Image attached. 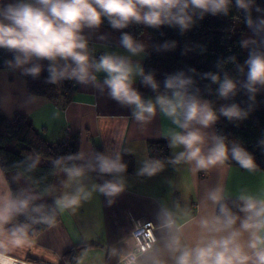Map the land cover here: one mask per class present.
Here are the masks:
<instances>
[{"label":"clouds","instance_id":"9594fccd","mask_svg":"<svg viewBox=\"0 0 264 264\" xmlns=\"http://www.w3.org/2000/svg\"><path fill=\"white\" fill-rule=\"evenodd\" d=\"M233 0H10L0 2V48L12 51L15 67H23L27 75L38 77L42 71L40 63L49 61V83L74 80L82 85H91L103 93L107 89L109 98L122 106L132 108V116L138 122H149L157 112L175 125L169 130V145L180 148L170 160L172 164L190 163L193 170H206L223 164L231 155L241 168L253 171L256 163L253 155L238 144L229 146L226 138L209 134L220 116L230 121L245 119L248 115L237 103L214 109L211 102L203 99L194 80L179 72L166 76L161 84L154 73H146L143 66L132 57L144 52V44L127 32H123L120 45L128 55L106 52L98 59L90 49L85 30L98 29L105 20L113 29H125L131 24H143L150 28L163 25L179 27L186 31L194 18L203 19L206 14L227 15ZM235 6L246 13L245 23L252 30V37L242 41L248 49V58L243 65H237L245 79L239 83L249 97L255 101L256 94L264 88V7L256 0H235ZM260 13L253 18L252 12ZM168 47L167 44L164 45ZM230 60L235 62V57ZM194 71V70H193ZM103 73L101 83L97 74ZM205 76L219 87L216 90L221 99L236 95L238 82L224 74ZM137 78L156 93L154 98L145 99L134 87ZM210 142V145H209ZM264 145V141L260 142ZM74 159V157H69ZM38 161V158H37ZM59 163V161H58ZM35 167V163L30 166ZM163 168L160 160H145L138 175L154 176ZM86 170L111 176L101 184H94L88 190L80 183ZM127 165L121 155L97 153L87 165H73L65 169L69 178L78 186L70 194L56 201L55 207L34 202L39 198L28 190L13 192L0 173V264H16L9 255L15 249L29 243L28 230L31 224H51L57 211L73 209L81 200H87L93 192L108 197L112 203L125 188L123 173ZM207 199L219 205L218 214L201 216L197 224L202 232L194 246L182 241V228L177 224L173 212L161 209L158 219L160 231L164 233L162 247H156L155 237L149 233L152 244L142 246L138 254H130L127 264H168L167 253L172 264H264V196L241 194L239 211L243 217L234 214L222 203L225 199L221 187L212 189ZM25 216L30 223H16V218ZM247 233V240H243Z\"/></svg>","mask_w":264,"mask_h":264},{"label":"crops","instance_id":"0c3cea01","mask_svg":"<svg viewBox=\"0 0 264 264\" xmlns=\"http://www.w3.org/2000/svg\"><path fill=\"white\" fill-rule=\"evenodd\" d=\"M85 35L89 49L97 59L106 52L128 55L120 45V29L106 28L102 24L98 29L85 30ZM148 48L147 43L143 53L132 57L133 61L144 67ZM31 66L13 65L0 71V97L6 116L12 118L16 112L27 116L50 142L79 134L81 166L92 161L97 153L114 155L118 152L127 170L122 174L124 191L111 198V204L107 202L108 197L93 192L90 198L81 200L75 208L59 210L61 220L57 224L34 238H28L27 245L9 253L19 262L67 263L68 259L64 256L83 244L85 247L78 251L73 264H125L124 258L135 251L133 230L138 224L153 223L158 237L156 247H162L164 233L160 231L158 219L161 209L173 212L182 228V241L194 246L202 236L197 221L201 216L217 214L219 205L207 199L212 189H223V201H240L241 194L264 196L263 171H249L225 162L194 171L190 163H170L174 155L182 150L180 148L170 147L171 158L168 162L160 160L163 168L156 175H138L145 160H159L151 157L150 148L153 143L169 141L168 132L175 125L159 111L151 121L138 122L132 116V108L109 98L107 89L101 93L91 85L76 81L73 99L65 107L43 97L31 96L24 72V68ZM97 75L102 83L104 74ZM134 87L145 99L155 97L146 96L140 78L136 79ZM205 131L217 134L215 124ZM56 177L58 183L53 185L52 191L55 202L78 186L65 170H58ZM108 179L112 177L86 170L80 183L91 190L92 185ZM247 238L245 233L242 239L246 241ZM164 258L172 264L167 253Z\"/></svg>","mask_w":264,"mask_h":264},{"label":"trees","instance_id":"16d2710c","mask_svg":"<svg viewBox=\"0 0 264 264\" xmlns=\"http://www.w3.org/2000/svg\"><path fill=\"white\" fill-rule=\"evenodd\" d=\"M0 2L8 3L5 0ZM256 3L264 7V0H256ZM259 15L260 13L253 10V18ZM245 16L246 13L237 8L233 0L227 15L206 14L203 19L195 17L194 23L183 32L179 27L163 25L159 28H150L143 24H131L128 28L120 29V32L131 34L138 42L143 38L147 40L149 48L143 68L146 73H154L156 80L161 84V89L166 76L183 72L194 80V87L199 89L200 96L211 102L214 109L232 103L246 109L248 115L242 120L218 118L215 123L216 133L225 137L229 146L238 144L249 151L256 163L255 170L264 172V145L260 143L264 141V88L256 94L255 101H251L245 90L239 87L245 76L238 72L237 65H243L248 58V49L242 46V41L245 40L243 35L250 30L245 23ZM103 25L112 28L107 20ZM165 44L168 45L167 48L164 47ZM14 57L12 51L0 48V71L10 69L13 64L8 62L14 61ZM231 57H235V62L230 60ZM36 63L42 65V71L38 77L25 76L28 93L34 97L55 101L63 107L67 106L75 93L74 80L49 83L47 68L50 62L45 60ZM206 73H215L221 78L227 73L236 79L238 82L236 95L227 100L221 99L216 92L219 85L207 78ZM142 86L146 96L156 95L150 88L143 84ZM80 140L79 134H75L57 142L48 141L27 116L16 112L12 118L7 117L0 97V169L14 193L28 190L39 197L35 204L46 205L49 211L55 207L52 191L56 173L73 165L81 166ZM150 150L152 158L164 162L171 158L168 140L153 143ZM36 158L49 163L36 162ZM34 163L35 167L30 169ZM225 163L241 168L231 155ZM222 203L234 214L243 217L244 214L239 211L241 205L239 200L228 199ZM218 211L219 207L217 214ZM60 220L58 210L56 219L51 224H31L25 216L17 217L15 222L30 223L28 238H34ZM83 247H85L83 244L79 245L64 256L68 259V264L76 262L77 253Z\"/></svg>","mask_w":264,"mask_h":264},{"label":"built area","instance_id":"2783aa9c","mask_svg":"<svg viewBox=\"0 0 264 264\" xmlns=\"http://www.w3.org/2000/svg\"><path fill=\"white\" fill-rule=\"evenodd\" d=\"M149 233L152 234L153 237H155L156 244L158 243V237L156 233V227L153 223L147 222L144 224H138L135 226L133 230V237H134V245H135V251L131 254H138L141 250L142 246H148L152 244V241L149 239ZM156 246V245H155ZM130 254L124 258V263L127 264L128 258ZM22 264H30V263H22ZM48 264V263H47Z\"/></svg>","mask_w":264,"mask_h":264},{"label":"rangeland","instance_id":"374dc122","mask_svg":"<svg viewBox=\"0 0 264 264\" xmlns=\"http://www.w3.org/2000/svg\"><path fill=\"white\" fill-rule=\"evenodd\" d=\"M9 2V1H8ZM244 11V10H243ZM252 35H253V33H252V30L250 29V30H248L247 32H245L244 33V39L246 40V39H248V38H250V37H252ZM148 39V38H147ZM139 42L140 43H142V44H145V42H146V44H147V40H145V38H143V39H140L139 40ZM218 118H227V117H224V116H220V115H218ZM35 161L36 162H43V163H49L48 161H43V160H41V159H39L38 158V161H37V158L35 159ZM58 181V179H57V177L55 176V180H54V184H55V186H57V182ZM23 263H27V262H23ZM47 264V263H46ZM62 264H68V262L66 263L65 261H63V263Z\"/></svg>","mask_w":264,"mask_h":264},{"label":"bare ground","instance_id":"6f19581e","mask_svg":"<svg viewBox=\"0 0 264 264\" xmlns=\"http://www.w3.org/2000/svg\"><path fill=\"white\" fill-rule=\"evenodd\" d=\"M16 260V259H15ZM16 264H22L21 262H19L18 260H16Z\"/></svg>","mask_w":264,"mask_h":264}]
</instances>
